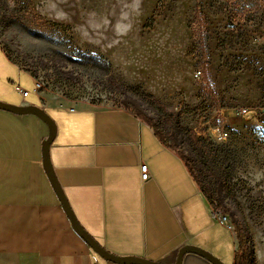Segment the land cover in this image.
<instances>
[{
    "label": "rangeland",
    "instance_id": "374dc122",
    "mask_svg": "<svg viewBox=\"0 0 264 264\" xmlns=\"http://www.w3.org/2000/svg\"><path fill=\"white\" fill-rule=\"evenodd\" d=\"M0 47L43 105L153 126L264 264V0H0Z\"/></svg>",
    "mask_w": 264,
    "mask_h": 264
},
{
    "label": "crops",
    "instance_id": "0c3cea01",
    "mask_svg": "<svg viewBox=\"0 0 264 264\" xmlns=\"http://www.w3.org/2000/svg\"><path fill=\"white\" fill-rule=\"evenodd\" d=\"M16 70L32 80L25 98L13 85ZM34 82L0 47V102L36 106L54 122L52 170L76 220L105 251L173 264L181 248L194 246L233 264L234 233L149 125L123 108L43 105ZM48 133L34 115L0 110V264H114L72 228L43 167ZM181 264L211 263L188 253Z\"/></svg>",
    "mask_w": 264,
    "mask_h": 264
},
{
    "label": "water",
    "instance_id": "95a60500",
    "mask_svg": "<svg viewBox=\"0 0 264 264\" xmlns=\"http://www.w3.org/2000/svg\"><path fill=\"white\" fill-rule=\"evenodd\" d=\"M0 110L10 112L15 115H34L37 118H39L42 122H44L49 130L47 139L42 142V158H43V167L46 172V175L50 181V184L62 206L64 209L72 228L77 232V234L86 242V244L90 247V249L96 253L98 256H100L102 259L114 263V264H157L145 259L141 258H134V257H118L114 256L107 251H105L91 236H89L85 230L80 226L78 221L76 220L68 201L66 200V197L58 184V181L54 175V172L52 170L51 164H50V158H49V148L52 144L56 129L54 122L50 119V117L41 109L36 106H14L9 105L5 103L0 102ZM195 254L198 255L211 264H223L219 259L212 256L208 252L194 247V246H184L181 248L178 252L176 261L173 264H181L182 258L185 254Z\"/></svg>",
    "mask_w": 264,
    "mask_h": 264
},
{
    "label": "trees",
    "instance_id": "16d2710c",
    "mask_svg": "<svg viewBox=\"0 0 264 264\" xmlns=\"http://www.w3.org/2000/svg\"><path fill=\"white\" fill-rule=\"evenodd\" d=\"M2 49V48H1ZM3 50V49H2ZM4 52V51H3ZM5 54V52H4ZM6 55V54H5ZM7 57V56H6ZM8 58V57H7ZM9 59V58H8ZM10 60V59H9ZM11 61V60H10ZM15 64V63H14ZM22 69V68H21ZM23 70V69H22ZM24 71V70H23ZM26 72V71H25ZM138 117V116H136ZM155 134V136L162 142L163 139L159 135V133L155 130L153 126H150ZM163 143V142H162ZM183 161V158H181ZM185 164V163H184ZM186 166V164H185ZM187 168V166H186ZM188 169V168H187ZM189 171V170H188ZM190 173V171H189ZM191 174V173H190ZM192 176V175H191ZM193 178V177H192ZM194 179V178H193ZM195 181V179H194ZM197 183V181H195ZM205 194V193H204ZM209 200V198H207ZM235 225V232L237 237V247L236 252L234 254L233 264H244L245 262H249L251 264H255V259L253 258V244L249 234L244 233L243 230L238 227L237 223ZM244 233V234H243Z\"/></svg>",
    "mask_w": 264,
    "mask_h": 264
},
{
    "label": "built area",
    "instance_id": "2783aa9c",
    "mask_svg": "<svg viewBox=\"0 0 264 264\" xmlns=\"http://www.w3.org/2000/svg\"><path fill=\"white\" fill-rule=\"evenodd\" d=\"M259 2L263 1V0H257ZM200 75V72L196 73V77ZM41 88V85L38 83V82H34V92L35 93H38V91L40 90ZM16 91L23 97L25 98L27 95H28V92L20 87H16ZM72 111V109H71ZM221 138V136H220ZM139 170H140V180L142 182H147L150 180V175H149V171H148V167L146 164H140L139 166ZM217 219V218H216ZM218 222L221 224V225H224L226 226L229 230H231V225L228 221V219L226 217H223V218H220V219H217Z\"/></svg>",
    "mask_w": 264,
    "mask_h": 264
}]
</instances>
